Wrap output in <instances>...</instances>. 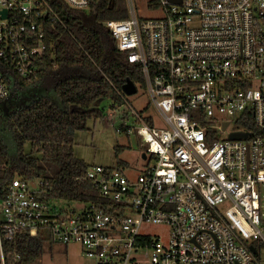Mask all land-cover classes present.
Here are the masks:
<instances>
[{
    "label": "built area",
    "instance_id": "2783aa9c",
    "mask_svg": "<svg viewBox=\"0 0 264 264\" xmlns=\"http://www.w3.org/2000/svg\"><path fill=\"white\" fill-rule=\"evenodd\" d=\"M154 2L157 17H140L128 0V17L104 21L141 65L164 120L121 92L123 102L113 101L127 105L117 129L140 136L146 168L130 176L91 164L101 202L44 199L42 181L15 176L0 200V264L3 237L22 232L79 244L95 264H264V0ZM48 16L59 18L50 0H0V101L18 76L40 70ZM152 223L169 226L165 240L143 230Z\"/></svg>",
    "mask_w": 264,
    "mask_h": 264
},
{
    "label": "trees",
    "instance_id": "16d2710c",
    "mask_svg": "<svg viewBox=\"0 0 264 264\" xmlns=\"http://www.w3.org/2000/svg\"><path fill=\"white\" fill-rule=\"evenodd\" d=\"M59 18L46 17L49 50L31 79L18 76L12 83L18 101L9 115L0 109V200L15 176L42 181L44 199L103 201L87 178L91 164L76 155L74 133L86 129L90 117H103L98 102H123V85L143 84L142 67L129 62L104 21L126 18V0H90L77 8L65 0H50ZM155 2H153L154 4ZM50 15V14H49ZM52 77V90L44 84ZM47 88V90H46ZM31 143L26 151L25 144ZM122 150L115 146L116 155ZM117 166L128 163L118 159ZM256 244V241H254ZM46 241L27 232L3 237L7 264H38ZM52 244V243H50ZM19 254L20 256H17Z\"/></svg>",
    "mask_w": 264,
    "mask_h": 264
},
{
    "label": "rangeland",
    "instance_id": "374dc122",
    "mask_svg": "<svg viewBox=\"0 0 264 264\" xmlns=\"http://www.w3.org/2000/svg\"><path fill=\"white\" fill-rule=\"evenodd\" d=\"M137 14L140 17H157L162 14L159 6L153 4L154 0H133ZM128 6V0H126ZM52 77H48L44 84L49 86L47 92L52 90ZM126 102H129L137 109H142L157 121V124L164 122L161 114L152 104H149V94L141 84H138L137 91L126 93ZM113 100L104 98L98 102L104 111L103 117H90L86 129H78L74 133V150L77 156L85 159L89 164H101L115 166L118 159L128 163L125 167L127 174L135 176L147 166V160L143 157L145 147L140 136L134 131L119 132L117 126L122 123L121 112L127 105L118 108L112 107ZM127 119V123H132ZM121 145L122 150L116 155L115 146ZM26 151L31 150V143L25 144ZM150 155V154H149ZM79 205V204H76ZM2 216V214H1ZM143 230L159 235L165 240L168 235L169 226L165 224H145ZM52 243V244H50ZM38 264H95L82 250L79 244L65 245L59 242L48 241L45 244V252Z\"/></svg>",
    "mask_w": 264,
    "mask_h": 264
},
{
    "label": "water",
    "instance_id": "95a60500",
    "mask_svg": "<svg viewBox=\"0 0 264 264\" xmlns=\"http://www.w3.org/2000/svg\"><path fill=\"white\" fill-rule=\"evenodd\" d=\"M123 90L126 92V93H134L136 92L137 90V87L135 85V83L132 81V80H127L124 85H123ZM8 100L9 98H5L3 100L0 101V109L3 110V113L5 115H9L10 112H11V107L8 105ZM228 124V121H225L224 122V127H226ZM248 134L247 131H233L231 132L230 134V137L232 138H241V137H245L246 135ZM143 157H146V153L143 152ZM32 185L33 186H36V183L33 181L32 182ZM251 249L253 251L256 250L255 246L254 245H251Z\"/></svg>",
    "mask_w": 264,
    "mask_h": 264
},
{
    "label": "flooded vegetation",
    "instance_id": "af4514ba",
    "mask_svg": "<svg viewBox=\"0 0 264 264\" xmlns=\"http://www.w3.org/2000/svg\"><path fill=\"white\" fill-rule=\"evenodd\" d=\"M6 98H9V100H8V105L11 107V108H13V106L16 104V103H18V101H16L15 99H14V95H13V93L12 94H10L8 97H6Z\"/></svg>",
    "mask_w": 264,
    "mask_h": 264
}]
</instances>
